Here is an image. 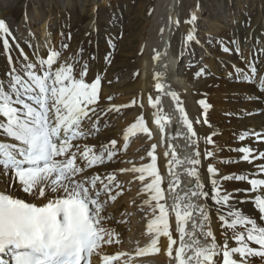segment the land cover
Masks as SVG:
<instances>
[{
  "label": "snow or ice",
  "instance_id": "snow-or-ice-1",
  "mask_svg": "<svg viewBox=\"0 0 264 264\" xmlns=\"http://www.w3.org/2000/svg\"><path fill=\"white\" fill-rule=\"evenodd\" d=\"M196 20L193 13L187 22L191 24ZM179 23V19L175 20L177 26ZM9 37H12L11 30L6 21L0 19V47L7 50L10 64V70L0 77V180L4 181V186L0 187V264H114L126 254L105 252L106 245L119 243L118 234L109 226L113 217L108 209L122 195L123 185L117 171L103 169L118 155L117 140L112 139L99 148L81 142L100 131L102 115L118 113L127 105H113L98 111L102 76L89 78L90 64L83 59L82 50L77 57H64L62 51L53 47L34 61L24 56L16 65L12 62ZM194 38L189 32L186 40L192 42ZM62 48L66 50L68 45ZM223 51L232 50L225 46ZM258 51L264 53V50ZM236 52L239 54L238 47ZM159 57L158 52L156 58ZM91 59L94 57H89ZM257 59L254 53L247 69L236 67L235 73L244 82L256 79L258 90L264 92V75L254 62ZM202 74L203 69L197 72V76ZM159 80L157 74L155 87L163 92ZM171 96L183 114V123L194 147L192 156L182 161L175 158L172 151L167 169L172 178L166 186L158 167L155 145L147 154L151 162L118 170L138 174L136 178L144 182L143 203L151 209L152 219L147 224L150 245L137 254L158 253L160 239L164 237L167 255L176 264H221V261L222 264H252V258L264 260V225L242 213L236 203L235 191L239 190L229 191L223 186L225 181L247 182L249 187L244 191L254 195L255 207L264 214V163L257 170L261 174L258 178L245 174L222 175L214 164L208 163L210 190L206 191L200 170L202 153L193 119L189 118L182 98L175 92ZM149 103L155 110V123L164 132V121L169 118L160 111L159 100L153 102L150 96ZM199 103L203 106L204 123H207L210 105L203 99ZM137 133L151 136L143 116L127 128L124 140ZM214 135L206 137L209 145L214 144ZM250 138L264 143V133L255 130L239 136L241 142ZM235 151L241 154L243 162H264V150L240 146ZM164 155L170 154L165 152ZM214 155L211 150L203 152L209 160ZM185 162L186 174L194 183L189 192L174 196V203L168 205L166 189L175 193L179 175L174 169ZM20 192L26 195L21 196ZM193 197L205 201L210 198L218 206L221 240L212 227L207 204H195ZM196 212L200 215L201 238L208 241L204 245L193 239L194 231L188 230L190 221L193 228L197 227ZM174 231L179 234V243L173 236ZM177 244L173 255V246Z\"/></svg>",
  "mask_w": 264,
  "mask_h": 264
},
{
  "label": "rangeland",
  "instance_id": "rangeland-1",
  "mask_svg": "<svg viewBox=\"0 0 264 264\" xmlns=\"http://www.w3.org/2000/svg\"><path fill=\"white\" fill-rule=\"evenodd\" d=\"M166 2H164L165 6L168 4V0ZM160 6V0H0V19L6 21L11 30L12 37H15L14 41L12 37H9L10 43L13 44H26L32 47V50L36 47L48 49L62 47L67 44L68 48L66 50H59L62 53L67 52V57L69 55L70 57H77L82 50L83 59L89 61L90 68L96 67L98 60L102 56L109 63L113 58L117 57L118 61L115 66H120V68L116 69L118 72L124 71V73L115 75L110 81V85H113L111 88L112 95L110 96L112 99H106L104 104L108 108L113 105L128 106L133 102L135 95L131 91H128L127 87L132 78L138 74L137 64L142 60V48L147 43L144 34L146 35L151 29L149 23L155 19L156 12ZM183 13L189 16L188 19L191 18L193 13L197 16V20L190 27L195 37L194 40L187 42L186 37L188 32L180 34V40L178 41L179 48L177 47V49L180 51L181 56L175 64L181 73L179 75L180 79L184 80L187 83V87L189 86L191 90L196 89L204 81L216 77L213 73L216 63H218L217 66H219L221 72L220 76L217 75V80L224 81L227 78L222 73L224 72L223 67L232 64V59H237L241 63V61H246V58L253 52V49L264 50V0H190ZM164 17H166L165 12L163 13V17L160 15L158 18L159 25L161 24L159 31L163 28L162 20L164 21L165 19L161 18ZM254 21L258 22L257 26H254ZM248 24L251 25L248 26ZM45 27L48 31L46 36H43L42 30ZM171 28L169 26V29ZM169 29L168 32H171ZM178 29L179 27H176L175 31H178ZM253 38L255 39L252 40ZM232 41L236 42L235 45ZM251 43L252 46L250 47ZM225 46L229 47L232 51L225 53L223 51ZM237 47L239 48V54L236 52ZM6 52L5 49L0 50V53L3 54L0 55V64L2 63L0 73L4 70V74L10 69L9 62L5 61L6 57L4 58ZM89 57H94V59L89 60ZM124 62L130 65L129 69L126 65V68L124 67ZM210 63H212L211 66ZM111 68L114 67L111 66ZM201 69H203V76H197V72ZM235 78H231V82L234 80L238 84L248 83L256 85L259 88L256 79L244 82L238 79L237 76ZM165 89L159 100V108L161 110H164V107L167 108L169 118L173 114L175 115L174 117H179V119L176 117V121L174 122V126H176L175 135L172 139H169L168 147L177 150L179 156H181L180 160L184 161L186 158L192 156L193 147L191 146L189 133L185 134L187 133V129L183 123V114L180 115L176 106V100L171 96V92H177L174 91L173 86ZM170 98L171 100H169ZM227 110H233V107L228 106ZM143 111L141 105L121 107L120 112L110 114L113 118L106 121L107 124H110L108 128L103 129L85 141L90 145H102L104 143L107 144L112 139L117 140V147L119 148L116 157L117 164L113 167L114 169H111L107 163L103 170L117 171L118 180L122 183L124 191L122 195L118 196L119 199H124L120 205L123 208L129 206V201L134 198L135 194L140 193L144 189V182L136 178L138 174L119 172L118 170L121 168H131L134 165L138 167L148 163L150 158L147 155L149 147L156 145V138L140 135L141 137H132L128 144L125 143L122 146L123 136L126 134L127 128L144 115ZM246 115L242 116V113L238 114L240 123ZM263 115L260 112L258 116L263 117ZM180 120L182 123H180ZM210 127L215 129L216 125L212 122ZM106 129H110V136L106 138L101 137L104 133L103 131ZM236 133L237 130L229 132L230 136L227 139L229 143L226 141L224 147L227 149L225 148L224 152L222 150L214 151L215 155L212 164L219 168L222 175L227 174L225 173L227 165L228 167L234 166L237 162L235 159H232L233 157L226 156L233 155L234 152L236 154V148H234L237 142ZM158 138L162 139L160 136ZM184 164L187 163L185 162ZM187 167L188 165H185L181 169L184 171ZM175 169L179 170L178 166ZM176 170L175 172H178ZM177 174L179 175V184L176 188L181 187L184 181L192 178L186 172L183 175L179 174V172ZM167 176H171V174L168 172ZM226 183L227 181L223 182L224 187ZM174 196L173 193H170L169 198L172 199ZM198 199V197H193L192 202L199 204ZM172 202L174 203V200ZM149 213L150 209L147 208H134V211L128 213L127 222L124 223L127 225V228L123 231L124 240L119 244L121 252L128 254L135 243L136 237L137 243L140 242L139 233L142 232L143 226L149 220V218H146ZM199 219V213H194V221L197 227L193 228V221H190L188 230L190 229V232L194 231L195 237L193 239H198L199 243L204 245L205 241L200 240L199 237ZM145 238L146 236L142 239ZM185 239L187 240L188 237ZM192 254L194 253L189 252V255ZM115 263L130 264L127 255L120 257Z\"/></svg>",
  "mask_w": 264,
  "mask_h": 264
},
{
  "label": "bare ground",
  "instance_id": "bare-ground-1",
  "mask_svg": "<svg viewBox=\"0 0 264 264\" xmlns=\"http://www.w3.org/2000/svg\"><path fill=\"white\" fill-rule=\"evenodd\" d=\"M160 1H161V6L159 10L156 12L157 14L155 16V19L149 23V25L151 26V29L146 35L144 34L146 38L145 41L148 44L146 43V45L142 48L143 49L142 60L139 62V64H137L138 74L136 73L137 75H135L132 78V80L129 82L128 87H127V90L131 91V93L135 95V98L133 100L135 101V104L131 102L130 105H128L127 107L141 105L142 110H144L143 117L145 118L148 124L149 130L151 132V136L154 139L155 138L157 139L155 140V144H156L155 154L157 155L158 167L164 178V182L166 186L169 180L172 178L171 176H167V173H168L167 169H168V160L169 158H171V153L174 150L173 148L168 147L169 145L168 141L169 139H172L175 135L176 126H174V122L176 121L177 116L174 117L175 116L174 114L173 116H171L172 115L171 113L170 115L171 118H169V111H167V108L164 107L163 108L164 110L160 109V111L163 112L169 118L168 120L164 121L165 130L164 132H161L159 126L155 123V110L151 108V104L149 103V97L151 96L153 98V102H155V100H160L161 96L165 92V91L159 92L155 87L156 83L158 82L157 74L160 75L159 82L163 85L164 89L169 86L174 87L175 89L174 91H176L183 100V105L186 108L189 118L193 119L194 128L198 133L199 149L202 153L201 159L203 160V164L200 170H201V176L205 180V184H206L205 190L207 191V190H210V184L207 183L208 174L206 173V165L208 163H212L213 159L209 160L208 158L204 157L203 152L205 150H211L213 152L215 150H219V151L222 150L224 152L227 149L226 147H224V145L226 144L227 139H229V136H230L229 132H231V130H237V133L235 134L237 142L234 148H238L240 146H251L254 149L264 150V143H256L254 138L247 139L243 142L239 140V136L241 134H245L246 132H252L253 130H255V132H258V133H264V115L263 117L258 116L260 112L264 114V92L259 91L258 90L259 88L256 85H251L248 83L238 84V83H235L234 80H233L234 83L231 82L232 80L231 78L236 79L235 77L237 76V74L235 73V68L241 67V68L247 69L248 61L253 60L254 53H256V55L258 56V59L254 62L257 63L261 75H264V66H263L264 65L263 63L264 54L259 52L257 49H253V52L249 56L246 54V56H248L246 58V61H241V63H239L237 59H234V60L232 59V64H230L229 66L225 65L223 67L224 72L222 73L227 78V79H224V81L217 80V75H219L221 72H220L219 66H217L218 63H216V65L214 66L215 69L213 70V73L214 75H216V77H213L210 80L208 79L204 81L201 85L199 84L200 86L198 85L199 87L197 86L196 89L191 90L189 86L187 87V83L184 80L180 79L179 75L181 73L179 72L178 67H176L175 65L177 59L181 56L180 51L177 49L178 41L180 40L179 38L181 36L180 34L185 33V32H188V33L191 32L190 27L193 24V23L190 24L187 22L190 20L188 19L189 16L184 15L183 13L185 10V7L188 5V1L190 0H168V4H166V6L164 5V2H166L167 0H163V2L162 0ZM162 12L166 13V17L161 18V19H165L164 21L162 20L163 32H161V30L159 31V26L161 24L159 25V20H158L160 15H162L163 17ZM177 19H179L180 21L179 26L175 24V20ZM253 24L254 26H257L258 22L254 21ZM249 25L251 24H248V26ZM169 26H171L172 28L169 29ZM176 27H179L178 31H175ZM168 29L171 32H168ZM42 31H43V36H46L48 29L45 27L43 28ZM254 39L255 38H253L252 40ZM10 44L12 46V51H11L12 62L13 64H16V65L20 64L24 56H27L29 58V61H34L37 59L38 56H44L47 50L51 49V48L45 49L44 47L42 48L36 47L32 50L31 49L32 47L27 46L26 44H22V45H17L13 43H10ZM251 46H252V43L250 47ZM56 49L58 50L62 49L63 51L62 47H56ZM0 50L2 51L3 48L0 47ZM158 52L160 53L159 59L156 58V54ZM1 54L2 53H0V55ZM67 54H68L67 52H64L63 56L67 57ZM5 57L7 58V52L4 54V58ZM68 57H70V55ZM6 58H5V61L8 63L9 61ZM117 61L118 60L116 57V58H113L111 62L109 63L105 60V57L102 56V58L98 60L96 67L93 66V68H90L89 78H92L95 75L99 74L102 76V80H103L102 97H101L98 111H100V109H106L104 105L105 100L107 99V97L112 95L111 88L113 85L112 84L110 85L108 81H111L115 77V75H121L124 73V71L118 72V70L116 69V68H120V66L119 67L115 66L117 64ZM211 64L212 63H210V66ZM123 65L124 67L126 65L128 69L130 67V65H127V62L126 63L124 62ZM1 66H2V63L0 64V67ZM111 66L114 68H111ZM109 69H112V70H109ZM3 76H4V70H2V72L0 73V77H3ZM202 99L205 100L210 105V107L207 109V123H204V117H203L204 110H203V106L199 103V101ZM169 100H171V98ZM228 106H232L233 110H227ZM173 109H174V106H173ZM113 113L114 112L108 113L109 115L107 114V115L101 116V127H100L99 132H101L103 129L108 128L110 126V124H107L106 121L110 118H113L110 116V114H113ZM240 113H242V116H244V114H247L245 116L246 119H244L245 118L244 117L241 123L239 122V119H238V114ZM177 118L179 119V117ZM212 122L216 125L215 129L210 127V124ZM180 123H182L181 120H180ZM229 129L230 131H228ZM103 132L104 133L103 135H101V137L106 138L110 136L111 134L110 129H106ZM212 133H215L213 137L214 144L209 145L206 141V137ZM185 134H188V132ZM140 135L151 137L146 133H137L135 136H140ZM158 136L162 137V139H159ZM132 137H129V140ZM129 140L125 141L124 136H123L122 146H124L125 143L128 144ZM81 143H86V142L82 141ZM94 146L99 148L101 144H98V145L94 144ZM152 146L153 145L149 147V151H152ZM229 146L232 147L231 145ZM122 151L121 153H123ZM174 151L176 154L175 158L180 159L181 156H179L177 150H174ZM165 152H168L170 155L166 157L164 155ZM193 152H194V147L192 150V154ZM226 156L233 157L232 159H235V161L237 162L235 163L234 166L228 167L227 165V168L225 169L226 171L225 173L233 174V175L245 174V175H248L250 178H258L261 176V174L257 170L259 169L260 164L264 162L260 160L254 161L253 164L243 162L241 158V154L238 153L237 151H236V154L234 152L233 155H226ZM124 161L126 160L124 159ZM149 162H151V158H149L148 163ZM108 164L110 165V168L112 169L117 164L116 158H114ZM185 165L187 164L178 166L179 170L178 169L177 170L179 174H182V175L185 174L186 171L185 170L183 171L181 169V167H184ZM111 171L112 170L107 171L106 169V172H111ZM0 181H1L0 187H3L4 181L3 180H0ZM193 183H194L193 178H191L188 181H184V183L181 184V187L175 189V193L173 194L175 196H183L185 193H187V191H189ZM248 187L249 186L247 182L232 180V181H227L224 188L228 189L229 191L239 190V191H235V195L238 198L236 203L238 204V207L240 208L242 213L248 216L249 218L257 220L258 224L264 225V214L259 213V210L255 207L254 195L248 191H244L245 189H248ZM19 194L21 196L26 195L22 192H20ZM137 194H135L134 198L129 201L130 204L127 207H124V208L120 207V205L122 204L121 202L124 201V199L123 200L121 198L119 199V197L114 203L110 204L108 211L110 215L113 217V222H111L109 226L113 228L115 232L118 234L117 239L119 240V243H113L112 245H106L105 252L107 254L114 255L122 251L120 250L119 244L121 241L123 242L124 240L123 231L125 230V228H127V225L124 223L127 222L128 213H131L132 211H134V208L150 209L148 206L144 205L143 203L144 199L146 198L145 189L141 190V192ZM169 195H170V192H168L166 189L167 203L168 205H172L173 204L172 200H174V197L170 199ZM127 199H128V196H127ZM198 202L200 205H203L205 203L207 204L209 214L212 216V221H213L212 227L217 234L218 240H221L222 239L221 229L219 228V221L217 220L218 206L210 198L207 201H205L203 198H199ZM146 218H149V220H147L145 225L143 224L144 225L143 230L142 232L139 233V237L141 238L140 242L137 243L136 241L137 237H136L135 243L133 244L131 251L128 254H126L128 256V260L130 264H176V262L174 260H171L170 257L167 255V249H166L167 239L164 237H161L160 239V244H159L160 251L158 253H147V254H141V255L137 254L140 249L145 248L150 245L151 236L149 235L147 231V224L152 219L151 209H150V213L147 215ZM174 226H175V221L173 217V227ZM189 232H190V229H189ZM144 236H146V238L142 239ZM173 236L175 239H177L179 243V234L174 231ZM199 237H200V240L202 239L206 243L208 242L207 240H204L203 238H201V235ZM177 247H178V244L173 246V255H175V251ZM114 264H117V263L114 262ZM221 264H222V261H221ZM252 264H264V260H261L259 257H255V258H252Z\"/></svg>",
  "mask_w": 264,
  "mask_h": 264
}]
</instances>
